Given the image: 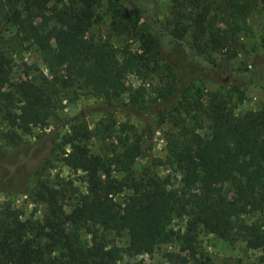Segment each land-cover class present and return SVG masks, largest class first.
<instances>
[{"label":"trees","instance_id":"1","mask_svg":"<svg viewBox=\"0 0 264 264\" xmlns=\"http://www.w3.org/2000/svg\"><path fill=\"white\" fill-rule=\"evenodd\" d=\"M105 1L110 28L137 37V50L86 40L89 29L101 21L98 10ZM170 1L176 10L167 30L171 41L180 44L190 33L195 47L227 51L229 57L240 47L238 36L248 17L258 8L264 11V0ZM188 6L193 12H185ZM140 19L129 0H0V121L9 127L4 139L18 147L19 132L44 126L55 102L73 85L108 103L127 95L128 102L121 106L140 109L145 102L142 90L127 85L126 77L151 80L161 68L168 77L174 75L160 38L145 22L139 26ZM214 23L221 26L215 33ZM5 26L13 29L10 38H4ZM30 46L41 53L49 75L40 74L35 83L12 84V58ZM79 95L72 90L70 100ZM188 96L173 110L179 114L173 117L177 133L166 144L165 163L180 175L177 186L171 185L169 175L160 177L150 170L133 175L132 166L141 155L138 138L121 149L109 145L101 156L86 146L94 133L86 125L72 126L61 159L84 173L86 194H79L66 212L59 191L39 184L35 195L46 205L42 220H22L17 210L0 205V264H116L121 251L150 255L176 237L168 227L183 215L188 217L185 243L192 244L197 227L222 240L236 236L258 251V261L264 264V108L236 117L230 96L216 91L204 101L197 94L192 102ZM198 115L210 122L207 137L196 133ZM1 159L3 165L16 158ZM18 162L17 171L29 167L28 176L34 173V164ZM113 167L122 175L118 180ZM258 214L262 218L252 219ZM103 231L125 234L128 245L108 248Z\"/></svg>","mask_w":264,"mask_h":264},{"label":"rangeland","instance_id":"2","mask_svg":"<svg viewBox=\"0 0 264 264\" xmlns=\"http://www.w3.org/2000/svg\"><path fill=\"white\" fill-rule=\"evenodd\" d=\"M129 3L141 17L139 26L145 22L148 30L160 38L165 62L171 66L174 75L168 77L163 68L151 80L141 81L135 75H128L127 85L140 87L145 97L144 104L137 110L121 106L128 102L127 95L108 103L73 85L55 102L53 113L44 126L34 127L28 134L19 132L22 141L18 147L4 139L2 135L9 131V127L0 121V160L2 155L16 158L14 163L0 164V205L7 204L17 210L22 220H42L46 216L45 203L35 195L41 183L59 191V202L66 212L79 194H86L84 173L65 166L61 159L62 150L68 149L63 140L70 134L72 126L86 125L94 133L86 146L91 153L101 156L107 153L109 145L121 149L138 138L141 155L132 166L133 175L141 177L143 172L150 170L160 177L169 175L171 185L177 186L180 175L165 163V156L166 144L178 128L174 126L173 117H179V114L173 110L179 107L184 96L189 94L190 102L196 100L197 94L202 95L204 101L210 92L216 91L224 97L230 96L229 105L236 117L264 108L263 10L258 8L248 17L245 31L238 36L240 47L234 50L235 57H229L227 51L195 47L190 33L180 44L171 41L167 30L171 28L169 22L176 10H173L170 0H129ZM106 5L105 1L98 10L101 21L89 29L86 40L137 50V37L119 35L110 28ZM184 10L186 13L193 12L191 6ZM211 27L215 33L221 26L214 23ZM12 30L5 26L4 38H10ZM12 59V84L21 81L35 83L40 74L49 75L48 65L34 46ZM76 89L80 95L77 100L71 101L72 90ZM198 120L196 133L207 137L210 122L202 115H198ZM34 159L37 162L33 163L36 169L32 175L28 176L29 167L17 171L19 167L15 162L19 160V166H28L33 164L27 162ZM112 176L118 180L122 175L113 167ZM260 217L259 214L253 215L252 219ZM187 223V216L175 217L168 227L176 234L172 241L161 245L150 255L129 256L121 251V258L116 264H263L258 261L259 252L248 249L245 242L236 236L222 240L197 227L195 240L191 245L185 243L182 237L187 232ZM101 235L108 248L113 245L122 250L128 245L125 234L115 236L103 231ZM83 237L87 238L84 234Z\"/></svg>","mask_w":264,"mask_h":264}]
</instances>
